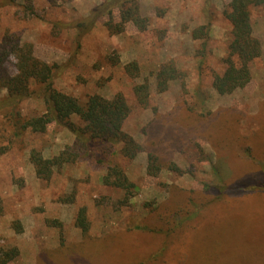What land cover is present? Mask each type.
I'll return each mask as SVG.
<instances>
[{
    "label": "rangeland",
    "instance_id": "374dc122",
    "mask_svg": "<svg viewBox=\"0 0 264 264\" xmlns=\"http://www.w3.org/2000/svg\"><path fill=\"white\" fill-rule=\"evenodd\" d=\"M229 1L136 0L145 31L129 23L112 35L103 17L79 41L67 26L102 0L0 1V49L5 36L31 45L37 60L59 68L55 88L81 101L121 94L130 109L123 132L143 148L133 159L109 148L102 165L79 160L39 179L31 151L52 158L73 136L54 124L44 133L15 132L14 118L40 116L43 103L35 93L15 109L4 105L0 80V258L15 250L8 264H162L168 241L190 226L171 244L176 264H264V190L257 185L264 182V7L250 11L260 57L249 64V83L219 95L213 79L226 68L232 40ZM113 53L116 66L105 60ZM131 63L138 69L132 76L125 70ZM15 64L9 56L1 69L14 76ZM167 65L177 75L160 92L157 75ZM140 85L148 88L145 106L134 93ZM149 154L156 176L148 174ZM115 165L135 187L129 196L103 183ZM81 209L86 234L75 223Z\"/></svg>",
    "mask_w": 264,
    "mask_h": 264
},
{
    "label": "trees",
    "instance_id": "16d2710c",
    "mask_svg": "<svg viewBox=\"0 0 264 264\" xmlns=\"http://www.w3.org/2000/svg\"><path fill=\"white\" fill-rule=\"evenodd\" d=\"M52 3H56L55 0H52ZM257 7H264V0H230L224 11V16L231 25L232 40L228 47V57L225 59L226 68L213 79V88L219 95L231 94L237 89L244 88L250 81L249 64L260 57V44L252 36L250 20L251 9ZM115 10L119 12L117 23L113 22ZM103 17L107 18L105 27L112 35L123 33L129 23L139 31L147 29V19L141 17L136 0H102L92 9L88 18L67 28L77 32L76 39L79 41L95 22ZM9 56H13L16 61L14 76L6 75L1 69ZM105 60L112 66L119 64V57L115 53L105 57ZM56 69L59 68L55 65L50 66L37 60L31 45L22 43L19 39H12L11 36L4 37L0 49V80L4 82L8 97L3 104L15 109L19 102L36 93L35 97L41 99L44 107V112L38 117L25 119L16 116L13 122L15 132L44 133L47 127L54 124L66 129L73 136L72 144L65 146L52 158L45 159L35 150L31 151L30 161L39 179L49 180L54 169L79 160H89L102 165L105 162L104 151L109 148H117L120 155L127 159H133L143 151L141 145L123 132V124L130 114V109L121 94L115 95L112 99L94 94L81 101L55 88L53 80ZM125 70L132 76L138 69L136 63H131ZM176 75L177 71L172 65L162 67L157 75L158 91H165L168 82ZM32 86L37 87V91H34ZM134 93L138 103L145 106L148 100L147 86H137ZM74 118L78 120L79 125L75 123ZM14 136L13 133L10 138ZM159 170L157 158L149 154L148 174L156 176ZM262 178L264 181V173ZM103 183L125 191L127 196L130 195L131 189L135 188L117 165L107 167ZM257 185L264 190V182ZM207 218L203 216V219ZM75 223L83 234L87 233L88 223L84 209L79 210ZM191 230L190 226L183 227L171 237L163 250L165 258L162 264H176V254L170 251L171 244L177 236ZM16 253L15 250L4 253L0 258V264H8L16 257Z\"/></svg>",
    "mask_w": 264,
    "mask_h": 264
}]
</instances>
